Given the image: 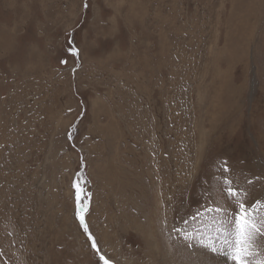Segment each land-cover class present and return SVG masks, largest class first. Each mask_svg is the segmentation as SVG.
Listing matches in <instances>:
<instances>
[{"label": "rangeland", "instance_id": "obj_1", "mask_svg": "<svg viewBox=\"0 0 264 264\" xmlns=\"http://www.w3.org/2000/svg\"><path fill=\"white\" fill-rule=\"evenodd\" d=\"M239 203L264 218V0H0V264H234Z\"/></svg>", "mask_w": 264, "mask_h": 264}, {"label": "snow or ice", "instance_id": "obj_2", "mask_svg": "<svg viewBox=\"0 0 264 264\" xmlns=\"http://www.w3.org/2000/svg\"><path fill=\"white\" fill-rule=\"evenodd\" d=\"M73 55L78 56V50L71 49ZM67 63V61H64ZM229 185V196H236L238 193L231 188V181H226ZM76 188V201H77V214L84 232L88 234L89 239L92 240V247L100 252L97 247L95 239L89 232L87 223L80 215L84 212L86 205L82 202L84 199H90V194L84 195L85 190L80 187L79 181L73 185ZM220 211V209H217ZM259 211L254 205L239 203L237 210L233 213L232 219L228 221L232 225L231 230L227 226L223 227V237L219 241L220 248L215 247V242L211 247L212 252H223L224 255L229 257L234 264H264V258H258L257 253L254 251L255 246L264 247V218L258 219ZM258 224L261 227H258ZM100 260L104 264H109L103 255Z\"/></svg>", "mask_w": 264, "mask_h": 264}]
</instances>
